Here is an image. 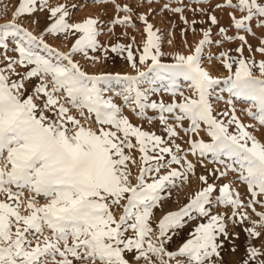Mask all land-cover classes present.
Returning <instances> with one entry per match:
<instances>
[{
  "label": "snow or ice",
  "instance_id": "1",
  "mask_svg": "<svg viewBox=\"0 0 264 264\" xmlns=\"http://www.w3.org/2000/svg\"><path fill=\"white\" fill-rule=\"evenodd\" d=\"M95 2L125 13L113 25L134 27L128 5ZM194 2L209 4L193 9L208 27L172 62H164L146 15L138 17L146 38L136 49L101 44V21L75 22L77 5L18 0L11 21L0 24V264H225L240 232L239 264H264V211H257L264 208V59H255L264 57V32L256 46L248 40L256 37L253 21L264 30V0ZM217 9L227 11L236 35L219 27L222 38L212 39ZM163 10L189 24L183 6ZM48 38L72 43L60 51ZM212 46L223 50L206 54ZM109 53L135 75L90 74L74 59L99 63ZM214 63L225 74L213 75ZM113 85L121 86L123 107L105 95ZM124 107L149 125L158 121L164 135L134 125ZM197 165L205 174L196 176ZM190 176L199 189L157 218L164 194Z\"/></svg>",
  "mask_w": 264,
  "mask_h": 264
},
{
  "label": "rangeland",
  "instance_id": "2",
  "mask_svg": "<svg viewBox=\"0 0 264 264\" xmlns=\"http://www.w3.org/2000/svg\"><path fill=\"white\" fill-rule=\"evenodd\" d=\"M49 2L52 6L63 3L68 5L70 8L72 5H77V8L71 9L73 11V18L75 22H80L88 17H93L101 21V31L103 33L99 37L101 44H132L133 49H136L138 46L142 45L146 38L145 34L143 33L144 24L138 19L139 15H146L148 21L154 25V30H159L158 34L161 36L162 51L165 53V57L163 58L164 62H172L171 56L177 52L188 54L189 48H194L198 41L202 38V30L208 27V24L204 23V21H207V17L199 12H194L193 9H198L201 7L209 8V4H197L194 2V0H183L182 5L178 4L177 0H153L151 4H149L147 0H117V3L121 4L122 6L128 5L132 8L133 11L130 19L131 24L134 25V27L113 25L111 23V21L115 19L117 15H119L121 18H123V16L125 15V13L123 12L116 13L114 7L111 4L102 5L96 3L95 0H49ZM216 2L217 0H210L211 4H214ZM219 2H223V0H219ZM164 3L170 4L171 7L183 6V15L187 18L189 24H184V22L180 19L181 14H174L171 11L163 10ZM17 7L18 0H0V24L11 21ZM213 14H215L220 21L219 25L212 26L213 40H220L222 38L221 34L218 31L219 27H224L227 30L228 35H236V30L231 26L230 18L226 10L217 9ZM236 15L239 16L240 14L236 13ZM194 19L197 21V24L194 26L196 31H192L191 26V21ZM24 24L25 26H28L27 21H24ZM252 24L254 27V31L256 32V37H252L249 35L248 40L253 46H256L258 39L261 37L264 30L255 27L256 21H253ZM34 31H38V29H35ZM240 34L244 33L241 32ZM169 41H171V43H169ZM48 43L53 47H56L60 51L67 52L72 41H62L60 39L48 38ZM238 45V40L234 41L233 43L225 42L224 48L234 49ZM220 50L223 49H217L215 46H212L210 48H206V54L208 51L217 52ZM95 55H100V53H95ZM108 55L109 59H101L99 63L85 61L79 55L74 57V59L77 60L84 68V70L90 74L121 73L135 75L133 70L129 67L127 62L122 57H118L113 53H109ZM233 55H235L234 52ZM245 55H249L247 50H245ZM255 59L259 61L261 59H264V57H261L259 53H256ZM141 68L143 69L144 66H141ZM210 71H212L213 75L225 74L223 72V69L219 67L218 63H214L210 67ZM119 91H121V86L113 85L112 90L106 92L105 95L106 97H111L115 103L123 107L122 98L115 95V93ZM153 99H157V97L154 96ZM164 99L167 100L168 97L165 96ZM73 114L76 115L77 113L74 112ZM123 114L127 116L134 125H142L145 130L155 131L158 135H164L158 124V121L149 125L146 121H141L139 118H137L136 115L127 107L123 108ZM148 115L153 116L155 114L149 111ZM241 119L245 122H248L247 117L241 116ZM181 135H183V133H181ZM177 143H181V146L183 148H186V145H184L182 141L177 140ZM136 155L138 156V153H136ZM188 159L193 163H196L195 157L192 158V156H189ZM197 166L196 176L205 174L204 169L199 165ZM209 167H211V165H209ZM133 171H135V169H133ZM196 176H190L189 183L181 184L178 188L172 189L170 196H168L167 193L164 194L166 199L163 202V211L159 209L156 210L157 218H160L164 213L168 211L179 210V208L187 202L188 197L195 191H197L200 187V183L197 180ZM242 186L243 185H240L238 190L243 195L245 193V187ZM246 201L247 197L245 196V202ZM258 207L259 206H257L258 212L264 211V208ZM221 211H223V209H221ZM248 211L250 215H252V219H256L255 215L251 213V209H249ZM194 223L195 222L189 224L188 229L193 227ZM248 226H251V224H248ZM188 229H185L182 235L186 234ZM230 231L240 232V229L230 228ZM240 235L241 240L237 242L238 251L236 253H231L230 251L226 250L223 253L225 264H239V261L243 257V241L245 234L243 232H240ZM180 238L181 237H176L175 239L179 241ZM227 247L228 245L226 244V248Z\"/></svg>",
  "mask_w": 264,
  "mask_h": 264
},
{
  "label": "bare ground",
  "instance_id": "3",
  "mask_svg": "<svg viewBox=\"0 0 264 264\" xmlns=\"http://www.w3.org/2000/svg\"><path fill=\"white\" fill-rule=\"evenodd\" d=\"M35 30V29H34ZM121 102V101H120ZM179 141V140H178ZM193 158V157H192ZM194 160V159H193ZM198 167V166H197ZM197 184V183H196ZM243 187V186H242ZM242 190H243V188H242ZM244 195V194H243ZM184 200V199H183ZM181 205V204H180ZM259 208V207H258ZM260 211V210H259ZM239 242V241H238ZM241 243V242H240Z\"/></svg>",
  "mask_w": 264,
  "mask_h": 264
}]
</instances>
